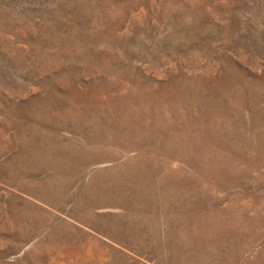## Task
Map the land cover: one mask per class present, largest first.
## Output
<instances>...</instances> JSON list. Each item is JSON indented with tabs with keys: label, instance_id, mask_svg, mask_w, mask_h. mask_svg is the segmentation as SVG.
I'll use <instances>...</instances> for the list:
<instances>
[{
	"label": "rangeland",
	"instance_id": "rangeland-1",
	"mask_svg": "<svg viewBox=\"0 0 264 264\" xmlns=\"http://www.w3.org/2000/svg\"><path fill=\"white\" fill-rule=\"evenodd\" d=\"M0 264H264V0H0Z\"/></svg>",
	"mask_w": 264,
	"mask_h": 264
}]
</instances>
